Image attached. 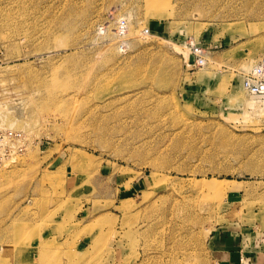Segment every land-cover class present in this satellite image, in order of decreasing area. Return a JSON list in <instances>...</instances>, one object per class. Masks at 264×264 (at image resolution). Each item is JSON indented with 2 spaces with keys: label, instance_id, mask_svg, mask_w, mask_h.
Masks as SVG:
<instances>
[{
  "label": "rangeland",
  "instance_id": "1",
  "mask_svg": "<svg viewBox=\"0 0 264 264\" xmlns=\"http://www.w3.org/2000/svg\"><path fill=\"white\" fill-rule=\"evenodd\" d=\"M156 8L0 0V264H222L215 229L264 232V0Z\"/></svg>",
  "mask_w": 264,
  "mask_h": 264
},
{
  "label": "crops",
  "instance_id": "2",
  "mask_svg": "<svg viewBox=\"0 0 264 264\" xmlns=\"http://www.w3.org/2000/svg\"><path fill=\"white\" fill-rule=\"evenodd\" d=\"M209 249L222 264H264V232L217 228L210 235Z\"/></svg>",
  "mask_w": 264,
  "mask_h": 264
},
{
  "label": "built area",
  "instance_id": "3",
  "mask_svg": "<svg viewBox=\"0 0 264 264\" xmlns=\"http://www.w3.org/2000/svg\"><path fill=\"white\" fill-rule=\"evenodd\" d=\"M145 34L149 29H144ZM196 52V47H193ZM242 85L252 95L264 96V57H261L253 67L243 75ZM24 136L19 130L0 128V168L4 167L8 160L17 155L23 149Z\"/></svg>",
  "mask_w": 264,
  "mask_h": 264
},
{
  "label": "bare ground",
  "instance_id": "4",
  "mask_svg": "<svg viewBox=\"0 0 264 264\" xmlns=\"http://www.w3.org/2000/svg\"><path fill=\"white\" fill-rule=\"evenodd\" d=\"M147 6H149L150 10L155 12L156 14V11L158 8L156 7H159L160 4L162 2H164V0H145ZM162 11H157V13H161ZM163 15L165 14L162 13ZM118 27L120 28L119 30V33H124L125 31H127V26L125 24V21H124V17H120L118 19ZM124 43V42H123ZM202 52V51H201ZM203 63V62H202ZM239 94V93H237ZM240 95V94H239ZM251 96V103H255L256 105L260 106L262 103H264V99H262L261 97H264V96H259V95H252L250 94ZM250 101V100H249ZM2 119V117H0ZM191 182L193 184H198V186L200 188H203V189H207L213 193H217L219 190H221L223 187H224V184L227 183L228 184V180L226 179H216V178H210V179H197V180H191Z\"/></svg>",
  "mask_w": 264,
  "mask_h": 264
}]
</instances>
